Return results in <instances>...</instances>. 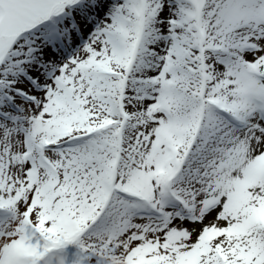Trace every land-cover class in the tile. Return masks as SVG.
Masks as SVG:
<instances>
[{
    "label": "snow or ice",
    "instance_id": "snow-or-ice-1",
    "mask_svg": "<svg viewBox=\"0 0 264 264\" xmlns=\"http://www.w3.org/2000/svg\"><path fill=\"white\" fill-rule=\"evenodd\" d=\"M0 264H264V0H0Z\"/></svg>",
    "mask_w": 264,
    "mask_h": 264
}]
</instances>
